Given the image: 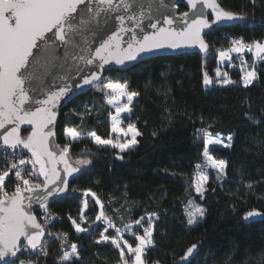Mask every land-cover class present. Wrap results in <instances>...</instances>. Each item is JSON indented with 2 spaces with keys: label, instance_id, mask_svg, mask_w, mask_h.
Masks as SVG:
<instances>
[{
  "label": "trees",
  "instance_id": "1",
  "mask_svg": "<svg viewBox=\"0 0 264 264\" xmlns=\"http://www.w3.org/2000/svg\"><path fill=\"white\" fill-rule=\"evenodd\" d=\"M219 2L244 15L245 21L207 32L205 39L211 49L206 58L199 52L161 55L105 73L103 83H126L129 91L138 93L126 116L142 133L133 149L119 153L110 146L96 145L88 135L95 132L104 139L110 137V105L102 84L61 109L58 142L62 147L71 143L70 158L84 157L91 163L81 166L83 171L70 182L67 195L53 201L47 210L35 211L47 230L42 244L48 254L22 252L14 264H60L71 244L79 250L78 264H120L119 249L110 242L97 243L107 227L103 219H96L101 210L116 227L152 212L159 214L154 220V246L145 256L148 264H264V61L257 63V79L248 87L242 82L215 81L209 87L203 83L204 70L217 65L219 49L228 46L232 36L264 39V0ZM184 9L179 5L180 11ZM208 125L212 134L231 135L232 144L230 148H211L217 159L227 162V175L217 179L216 171L210 169L212 176L201 196L195 190V166L201 164L204 170L203 137L198 129ZM68 127L77 128L81 138L70 142L63 134ZM27 132L23 130L24 135ZM14 188L15 183L6 181L9 194ZM188 201L205 209L194 225L186 221ZM252 210L262 215L245 220ZM73 220L86 231L76 232ZM142 225L148 226L146 221ZM132 232L142 235L141 225L133 223L132 231L124 232L135 244L138 241ZM105 235L116 233L109 228ZM192 245L196 246L192 255L182 260Z\"/></svg>",
  "mask_w": 264,
  "mask_h": 264
},
{
  "label": "snow or ice",
  "instance_id": "2",
  "mask_svg": "<svg viewBox=\"0 0 264 264\" xmlns=\"http://www.w3.org/2000/svg\"><path fill=\"white\" fill-rule=\"evenodd\" d=\"M186 4L192 9L191 16L184 12L178 17L176 0H0V260L6 257L18 259L17 253L33 250L48 254L42 244L45 228L30 210L34 202L47 210L49 198L67 189V179L61 177V171L68 176L80 171L67 159L71 143L60 148L53 139L56 136L55 109L59 101L72 91L71 81L76 80L77 87L102 84L101 91L106 94L107 104L116 113L111 117V131L123 139H103L95 132L88 135L96 145L110 146L124 153L133 149L138 143L137 137L142 135L134 124L121 127L120 114L132 112L130 105L138 93L129 91L126 83H103L101 74L105 65L113 61L124 64L135 60L141 53L165 48L198 46L208 53L205 29H211L213 24L245 19L225 10L218 0H186ZM206 9L214 13L211 22ZM110 20L118 23L110 24ZM246 51L253 54L254 60L264 61V42L246 43L242 38L233 39L230 47L220 50L219 58L230 61L231 54ZM245 63L242 58L241 65ZM257 75L255 64L250 65L249 70L244 71L243 85H251ZM215 77L224 84L234 83L219 67L215 69ZM203 83L206 86L213 83L207 72ZM125 98L126 102L120 103ZM249 119L260 123L252 116ZM24 124L32 125L26 138L20 134ZM210 128L211 125L198 129L203 137L202 156L204 166L214 169L217 179H220L227 175V162L216 159L210 154V149L215 145L230 148L232 137L228 136V143H225L220 136L214 137ZM63 134L70 142L81 138L75 127L66 128ZM23 150H27L30 156ZM118 158L124 157L118 155ZM90 163L88 159L75 161L76 165ZM59 164L64 167L58 170ZM195 167V190L203 196V184L207 182L208 175L200 171L201 164ZM39 177L43 180L35 182L33 178ZM6 181L15 183L11 194L5 190ZM247 186L250 188L252 185L249 183ZM83 206L87 207L86 200ZM204 213L205 209L199 204L187 202L185 216L188 225L196 224ZM261 215L252 210L244 219ZM48 219L45 216V220ZM96 219L107 223L97 243L110 242L119 249L120 264H148L145 256L147 250L154 246V220L159 219L158 213L152 212L123 227H116L102 210ZM142 221H146L148 226L143 227ZM72 223L76 232L86 231L75 220ZM133 223L141 225L143 230L142 235L132 232L138 241L135 246L124 239V232H131ZM109 228L114 229L116 235H105ZM57 237L60 238V234ZM67 239V234H63V240ZM69 247L71 251L63 253L60 264H72L74 260L78 264L77 246L71 244ZM195 248V245L189 247L181 259L187 261Z\"/></svg>",
  "mask_w": 264,
  "mask_h": 264
},
{
  "label": "water",
  "instance_id": "3",
  "mask_svg": "<svg viewBox=\"0 0 264 264\" xmlns=\"http://www.w3.org/2000/svg\"><path fill=\"white\" fill-rule=\"evenodd\" d=\"M218 3L220 4L219 0H218ZM176 4H177V6H176V8H175V12H176V14H177L178 17H179L180 15H182L184 12H188L189 15L191 16L192 9H191L190 6H188V5L186 4V0H183V2H182V0H176ZM179 5H183V6L185 7V9H184L183 11H180V10H179ZM220 5H221V4H220ZM221 6H222V5H221ZM222 7H223V6H222ZM223 8H224V7H223ZM224 9H225V8H224ZM225 10H227V9H225ZM228 11H229V10H228ZM206 13H208V19H209V21L211 22V21L214 19V13H212L211 9H206ZM237 14H238V13H237ZM239 15H242V14H239ZM242 16H244V15H242ZM244 17H245V16H244ZM243 21H245V19H243V20H235V21H225V22H223V23H221V24H218V25H217V24H213L212 28H214V27H220V26H229V25H232V24H235V23H239V22H243ZM102 23H103V22L101 21V24H102ZM109 23L114 25V24H116V23H118V22H116V21H111V20H110ZM145 23H147V21H145ZM212 28H211V29H212ZM211 29H205V30H204V39H205V34H206L207 32H209ZM124 39L127 40L128 37L125 36ZM205 41H206V42L208 43V45H209V51H208V53H204L201 49H199L198 46H195V47H181V48H179V49H168V48H165V49H160V50H154V51H152V52L141 53L139 56H137V58H136L135 60H132V61H125L124 64H116V63L113 61L112 63H110V64H108V65H105L104 70H103V72H102V74H101V81L104 80V75H105V73H106L108 70H110V69H113V68H120V69L127 68V67H130V66L134 65L135 63H138V62H140V61H143V60H146V59H149V58H152V57H156V56H161V55H176V54H180V53H184V52H199L203 58H206V57L209 55V52H210L211 47H210L209 42H208L206 39H205ZM89 68H94V66H89ZM71 83H72V91L69 92L65 97H63V98L59 101L58 107H57V109H55V111H57V117H56V129H57V124H58V120H59V116H60V111H61V109H62L66 104H68L72 99H74L75 97H77L78 95L83 94V93L87 92L88 90L93 89V88H95V87H97V86L99 85V83H94V84H92V85H83L82 87H77V81H76V80L71 81ZM79 83L82 84V81H79ZM26 107H27V105H26ZM23 130H27V131H28L26 135L23 134ZM31 130H32V125H28V124L21 125V128H20V134H21L22 137H25V138H26L28 135H30ZM53 139L55 140V143H56L57 145L60 146V148H63V147L60 145V143L58 142V139H57V132H56V136H55ZM24 151L27 153V150H24ZM27 154H28V156H30V153H27ZM67 159H68L69 163H70L73 167H79V168H80V171H79V172H74V173H72V175H70V176L66 175L63 171L60 172L61 177L67 179V189H66L65 191H63V192H61V193L55 195V196L50 197L49 200H48V206H49L53 201H55V200H57V199H59V198H61V197H64L65 195H67V193H68V191H69V185H70V182H71L73 179H75V178H76V177H77V176L83 171V167H81V166H79V165H76V164H74V163L71 161V158H70L69 154H68V156H67ZM63 167H64L63 164H59V165H57L58 170H59V169H62ZM40 179H41V181H42V180H43V177H40ZM57 184H59V181H57ZM50 187H54V186H50ZM48 206H47V208H48ZM36 210H44V208L41 207L38 203H35V202H34V203L32 204V208H31L30 211L32 212L33 215H35V216L37 217V215H36V213H35ZM37 220H38L39 223H41V222L39 221L38 218H37ZM41 224H42V223H41ZM42 225H43V224H42ZM43 226H44V225H43ZM44 228H45V236H44V238H43V240H42V243H43V241L45 240L46 235H47L46 227L44 226ZM31 252H34V253H35V252H37V250H33V251H31ZM17 257H19V253H17ZM16 259H17V258L6 257L4 260H0V264H5L6 261H7V263H10V262L15 261Z\"/></svg>",
  "mask_w": 264,
  "mask_h": 264
},
{
  "label": "rangeland",
  "instance_id": "4",
  "mask_svg": "<svg viewBox=\"0 0 264 264\" xmlns=\"http://www.w3.org/2000/svg\"><path fill=\"white\" fill-rule=\"evenodd\" d=\"M242 38L246 43H251L252 41H262L264 42V39H253V40H246L244 39L242 36H238V35H235V36H232L231 39H230V42H229V45L226 46L225 48L223 49H219L220 50H226L228 47L231 46V41L233 39H240ZM219 51H218V62H217V65L210 71L209 69H205L204 70V73L207 72L208 76L209 77H212L213 78V82L215 81H218V79L215 77V69L217 67H219L221 69V72H227L228 74V78H230L232 81L234 82H242V77H243V74H244V71L245 70H249V66L252 65V64H255V71L257 72V63L259 62V60H254V57H253V54L252 53H248L247 51L243 54H236V53H233L231 54L232 55V59L230 61L228 60H225V61H221L220 58H219ZM244 59L246 61V63L242 66L241 65V59ZM236 69H238L239 71V74H236L237 71ZM258 74V72H257ZM258 76V75H257ZM109 82H114V83H122V82H115V81H109ZM105 83H108V82H105ZM243 83V82H242ZM213 84V83H212ZM211 84V85H212ZM205 85V84H204ZM211 85H207V87L211 86ZM206 86V85H205ZM135 98V97H134ZM134 98H133V101H134ZM105 99L107 101V97H106V94H105ZM132 101V103H133ZM126 102V98L124 100H121L120 103H124ZM130 107H132V104L130 105ZM115 109L110 105V111H109V127H110V137L107 138V139H123V138H120L119 137V134L117 133H113L111 131V117L113 115H115ZM130 113H122L120 114L121 115V127H126L128 124H130L128 121H127V118L126 116H128ZM214 137L215 136H220L221 138L224 139V142L225 143H228L227 141V137L228 136H231V135H225V134H212ZM232 137V136H231ZM102 138V137H101ZM130 138V137H129ZM104 139V138H103ZM231 144H232V141H231ZM215 146H223V145H215ZM213 147V146H212ZM210 154L213 155L211 153V149H210ZM214 156V155H213ZM215 157V156H214ZM216 158V157H215ZM77 159H87V158H84V157H78V158H71V161L75 164V161ZM217 159V158H216ZM203 162H204V159H203ZM79 166H86V165H79ZM203 169L204 170H201L204 174L208 175V180L207 182L209 181L210 177L212 176V173L209 172V170L211 168L209 167H206L203 165ZM211 170H214V169H211ZM215 171V170H214ZM35 180V178H33ZM197 182V176H196V179H195V184ZM206 183L203 184V188L205 190L206 188ZM258 211V210H256ZM260 212V211H258ZM140 235V234H139ZM124 239L128 240L125 236H124ZM44 242V241H43ZM128 242L130 244H132L133 246H135L137 243L133 244L132 242H130L128 240ZM71 251V250H70ZM23 264H30V263H23Z\"/></svg>",
  "mask_w": 264,
  "mask_h": 264
}]
</instances>
